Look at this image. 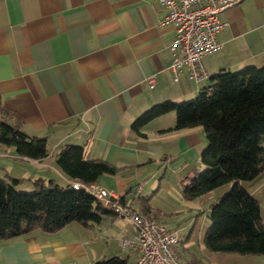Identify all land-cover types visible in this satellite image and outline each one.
Here are the masks:
<instances>
[{
    "label": "crops",
    "instance_id": "crops-1",
    "mask_svg": "<svg viewBox=\"0 0 264 264\" xmlns=\"http://www.w3.org/2000/svg\"><path fill=\"white\" fill-rule=\"evenodd\" d=\"M165 14L159 0H0V105L9 111L0 112V119L45 137L50 151L31 159L0 142V178L18 179L23 189L39 178L67 185L73 180L56 155L65 144L82 145L90 159L119 167L96 183L141 210L145 197L140 204L132 188L144 194L155 186L159 159L193 153L201 160L203 129H173V111L140 131L133 124L155 104L194 98L222 69L264 66V0H241L221 14L227 22L218 34L221 48L203 58L208 76L199 81L186 71L176 77L171 69L169 44L176 32L159 25ZM151 75L153 88L146 81ZM151 214L164 225L161 208ZM135 234L131 220L115 214L91 227L72 222L53 232L36 228L0 241V264H92L116 255L136 264L137 251L121 248V240ZM177 244L174 252L185 264H264L263 255L239 254L230 261L236 253L210 250L183 257Z\"/></svg>",
    "mask_w": 264,
    "mask_h": 264
},
{
    "label": "trees",
    "instance_id": "trees-1",
    "mask_svg": "<svg viewBox=\"0 0 264 264\" xmlns=\"http://www.w3.org/2000/svg\"><path fill=\"white\" fill-rule=\"evenodd\" d=\"M172 111L176 112L173 129L203 126L207 140L200 156L204 169L196 168L191 183L183 184V197L195 199L223 185L231 186L211 205L205 247L214 252L264 256L261 204L242 184L264 172V66L222 69L210 77L195 99L155 104L135 120L133 128L140 131L150 120ZM0 112L9 114L1 105ZM0 142L31 159H43L50 152L45 137L29 136L4 119H0ZM56 161L71 183L39 178L33 181L31 192H24L18 191V179L0 178V241L25 236L36 228L53 232L72 222L91 227L115 214L93 194L76 189L73 182L96 183L103 174H117L119 167L90 159L86 147L77 144L63 145ZM119 201L126 204L123 196ZM153 207L143 202L138 211L154 219ZM92 264L128 263L116 255Z\"/></svg>",
    "mask_w": 264,
    "mask_h": 264
},
{
    "label": "built area",
    "instance_id": "built-area-1",
    "mask_svg": "<svg viewBox=\"0 0 264 264\" xmlns=\"http://www.w3.org/2000/svg\"><path fill=\"white\" fill-rule=\"evenodd\" d=\"M166 9L160 26L172 25L175 36L169 44L174 54L171 69L176 77L183 71L195 81L208 76L203 58L221 48L218 34L227 25L221 14L241 0H159ZM149 87L156 84L155 75L146 79ZM76 189H84L103 201L105 207L133 223L134 238L121 240L122 249L137 251L136 264H185L174 252L178 234L155 221L151 215L138 212L119 201V196L97 183L74 181Z\"/></svg>",
    "mask_w": 264,
    "mask_h": 264
},
{
    "label": "rangeland",
    "instance_id": "rangeland-1",
    "mask_svg": "<svg viewBox=\"0 0 264 264\" xmlns=\"http://www.w3.org/2000/svg\"><path fill=\"white\" fill-rule=\"evenodd\" d=\"M196 97L197 96L190 100H193ZM174 113L176 114V112ZM201 128L204 133L203 142L204 145H206L204 127L201 126ZM170 154L171 156H167L168 161L162 162L159 159V163L153 165V173L157 175L155 176L157 179L155 186L146 187L144 194L136 193L138 186H134L132 188L134 192L132 193H134L136 199H139V197H145L144 202L162 209V223H164V225L170 230L177 232L179 238L177 248L180 250L183 257H187L190 253L202 256L205 253H210L204 245V234L210 225L208 213L211 205L214 201L223 197L231 186L230 184L223 185L207 195L195 199L184 198L182 195L183 184L188 185L191 183L190 177L193 171L196 168L203 170L204 167L197 154L195 155L192 153L183 156L177 153ZM242 184L251 193L254 191L253 195L260 201L263 211L262 218L264 221V172L254 180H245ZM140 185L145 187V182L141 181ZM17 188L18 191H32V188L24 187L23 189L20 188L19 185ZM138 201L141 204L140 199ZM231 256L230 261L232 258H235V256L240 255L236 253ZM233 261L234 260H232L231 264H233Z\"/></svg>",
    "mask_w": 264,
    "mask_h": 264
}]
</instances>
